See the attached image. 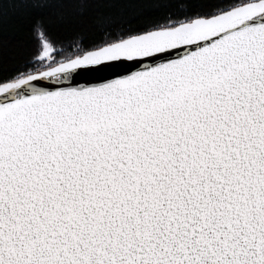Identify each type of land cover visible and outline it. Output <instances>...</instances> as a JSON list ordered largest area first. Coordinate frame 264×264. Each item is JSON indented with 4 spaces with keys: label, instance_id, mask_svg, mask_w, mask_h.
<instances>
[{
    "label": "snow or ice",
    "instance_id": "1",
    "mask_svg": "<svg viewBox=\"0 0 264 264\" xmlns=\"http://www.w3.org/2000/svg\"><path fill=\"white\" fill-rule=\"evenodd\" d=\"M200 7L98 12L61 59L36 20L0 74V264H264V0Z\"/></svg>",
    "mask_w": 264,
    "mask_h": 264
},
{
    "label": "trees",
    "instance_id": "2",
    "mask_svg": "<svg viewBox=\"0 0 264 264\" xmlns=\"http://www.w3.org/2000/svg\"><path fill=\"white\" fill-rule=\"evenodd\" d=\"M218 0H143L138 3H121L111 8H92L83 16L78 10L57 7L55 3L43 8L31 5L7 7L0 18V74L7 75L17 66L24 63L34 52L36 41L33 36V25L42 18L46 35L57 53L63 50L67 54L76 42L83 46L91 45L102 39L103 25H97V13L111 16V28L116 30L121 24L132 20L135 24H144L153 18H162L168 13L179 14L181 4L195 6L196 10H204L200 6L215 3Z\"/></svg>",
    "mask_w": 264,
    "mask_h": 264
},
{
    "label": "rangeland",
    "instance_id": "3",
    "mask_svg": "<svg viewBox=\"0 0 264 264\" xmlns=\"http://www.w3.org/2000/svg\"><path fill=\"white\" fill-rule=\"evenodd\" d=\"M54 53H55V51H54ZM54 53H53V54H54Z\"/></svg>",
    "mask_w": 264,
    "mask_h": 264
},
{
    "label": "water",
    "instance_id": "4",
    "mask_svg": "<svg viewBox=\"0 0 264 264\" xmlns=\"http://www.w3.org/2000/svg\"><path fill=\"white\" fill-rule=\"evenodd\" d=\"M82 82H83V79H82Z\"/></svg>",
    "mask_w": 264,
    "mask_h": 264
}]
</instances>
